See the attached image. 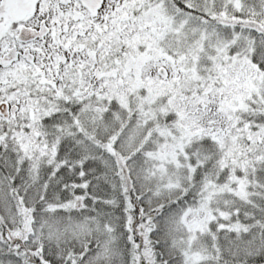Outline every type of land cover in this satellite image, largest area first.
Instances as JSON below:
<instances>
[{"label": "snow or ice", "instance_id": "6c2138e0", "mask_svg": "<svg viewBox=\"0 0 264 264\" xmlns=\"http://www.w3.org/2000/svg\"><path fill=\"white\" fill-rule=\"evenodd\" d=\"M0 264H264V0H0Z\"/></svg>", "mask_w": 264, "mask_h": 264}]
</instances>
